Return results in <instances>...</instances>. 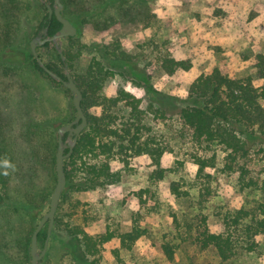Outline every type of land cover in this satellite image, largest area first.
Returning a JSON list of instances; mask_svg holds the SVG:
<instances>
[{
  "label": "rangeland",
  "instance_id": "1",
  "mask_svg": "<svg viewBox=\"0 0 264 264\" xmlns=\"http://www.w3.org/2000/svg\"><path fill=\"white\" fill-rule=\"evenodd\" d=\"M65 3L63 12L84 20L77 25L75 40L63 39V50L69 48L72 54V72L87 73L94 58L112 70L114 74L105 83L102 94L112 98L126 90L141 100L145 127L141 128L140 136L143 141L151 140L159 146L162 155L157 164L150 154L136 156L132 151L118 154L111 164L114 171L121 172V181L87 191L68 188L61 198L58 221L42 264H93L97 258L98 264L220 263L215 249H201L196 243L183 241L176 221L185 228L186 223H198L199 216L204 214L212 231L223 232L229 213L241 208L254 209L264 202V188H243L238 173L222 171L227 154L222 146L198 143L192 129L178 114L153 112L151 104L156 92L161 97H176L178 105L191 104V85L215 68L234 78L251 77L256 86L263 85L264 80L256 76L255 63L256 55L264 54V0H65ZM46 13L38 0H0V53L9 47L31 50L33 35ZM114 49L126 51L133 60L118 61L111 55ZM38 50L45 61L57 60L53 48L40 46ZM165 57L189 61L192 68L179 69L171 75L163 69ZM1 89L4 96H0L3 106L0 116L4 120L10 116L17 118L18 129L12 133L16 138L10 143L17 157L7 190L10 199L0 203V264H32V236L50 209L57 184L53 155L56 158L58 149L54 151V145L53 149L50 145L52 129L74 120L77 112L73 97L65 88L55 87L30 67L0 66ZM6 90L8 99L4 101ZM90 112L101 115L103 109L92 108ZM111 112L117 117L116 126L122 127L130 118L131 108L120 102ZM28 120L43 127L32 136V142L22 136ZM41 144H46L44 149ZM38 149L42 151L41 157L31 163H35L37 171L26 155ZM211 157L212 166L206 173L211 174L208 179L213 197L201 206L197 159ZM243 163L252 179L264 182L263 146H255ZM175 182L189 190L191 196L176 197L171 190ZM18 204L30 206L31 212L17 211ZM74 228H81L91 236L109 229L114 237L104 245L100 256L76 258L72 250L77 243L70 231ZM134 229L141 236L131 248H126L119 235ZM165 241L178 246L175 262L164 254ZM256 241L257 251L241 248L226 264H264V235L257 236ZM45 244L46 240L41 238L40 249Z\"/></svg>",
  "mask_w": 264,
  "mask_h": 264
},
{
  "label": "trees",
  "instance_id": "2",
  "mask_svg": "<svg viewBox=\"0 0 264 264\" xmlns=\"http://www.w3.org/2000/svg\"><path fill=\"white\" fill-rule=\"evenodd\" d=\"M38 1L41 2V0ZM62 2L66 8L65 0H62ZM42 6L47 13L33 37H36L44 27L49 28V36H53L62 28V23L55 15L52 19L49 18L48 7L43 3ZM63 14L76 26L84 23V20L79 16H68L65 12ZM75 39L76 37L67 38L68 41ZM42 47L50 48V43L48 42ZM53 51L57 56L55 62L43 60L50 69L65 79V65L66 63L69 64L72 76L83 92L82 105L89 119V126L79 137L73 156L65 162L68 182L62 197L65 196L68 188L87 191L103 188L121 181V172L114 171L111 164L118 154H128L129 151H132L136 156L150 154L155 162L159 164L162 155L159 146L153 145L151 140L143 141L140 136L141 128L145 127V124L142 123L145 113L140 107L141 100L126 90H121L117 97L104 96L102 91L105 83L114 73L112 70L107 69L99 59L94 58L92 60L87 73L76 75L72 72V54L69 48L63 50L66 57L65 61L56 47H53ZM111 55L122 62L133 60V56L119 49L112 50ZM19 56H22V58ZM40 56L42 57L41 54ZM1 64L4 68H7L8 64L9 66L30 67L50 80L55 87L65 88L73 97L69 89L54 80L40 66L32 50L28 47L26 50L17 49L16 47L4 49L0 53V66H2ZM191 68L192 64L189 61H180L173 57H165L163 60V69L171 75L179 69L187 71ZM255 68L257 78L264 80V54L256 55ZM3 94L4 90L1 89L0 96H4ZM5 98H7V90L3 99L7 101L8 98L6 100ZM189 100L191 104L181 106L178 105L176 97L170 95L161 97L156 92L151 110L162 114H178L184 124L192 129L194 139L198 143H204L207 147L218 145L225 149L227 154L225 157L226 163L222 169L223 172L238 173L239 182L243 188H264V182L261 183L252 179L249 168L243 163L255 146L264 147V84L256 86L251 77L234 78L225 74L220 68H215L211 73L202 74L193 82L189 91ZM0 102L2 101L0 100ZM120 102H125L131 108V113L128 121L123 123L122 127H117V117L113 115L111 110L117 107ZM97 107L103 109L101 115L90 112L92 108ZM74 110L77 112L75 107ZM2 113L3 106L0 105V115ZM71 121L73 119L69 120L67 124ZM17 122L15 117L10 116L4 120L0 116V189L2 190L0 203L10 199L7 190L13 180L17 163L16 152L10 143L16 138L12 133L18 129ZM44 126L47 127V124H44ZM39 129H43V127L41 125L37 126L28 120L24 123L22 136L28 139L26 141L32 142V136ZM58 130L56 128L52 129V143L50 145L52 149L54 145V151L58 149L59 145ZM46 132L48 133V130ZM45 145L41 144L43 149ZM37 148L40 149L39 145ZM39 149L26 155L29 164L37 171L38 168L33 167L35 163H31L36 158L41 157L42 151ZM54 156L55 153L53 158L56 166L57 156L56 158ZM212 160V157L211 159H197L199 165L197 178L201 179L199 185V204L201 206H205L213 197V188L210 179H208V177L211 178V174L206 173L207 168L212 166ZM204 180L208 182H204ZM171 190L178 198L191 196L190 191L182 189L181 184L177 182L172 183ZM16 209L17 211L21 209L27 213L31 212L30 206L27 205L18 204ZM19 215L23 216L22 214ZM56 221H58V218ZM197 221L198 223L195 224L186 223L185 228L182 223L176 221L181 239L196 243L201 249H215L220 259L218 264H226L237 255L241 248L249 252L257 251L259 244L256 237L264 235V202L259 203L254 209L241 208L234 213H229L225 218L226 225L223 232H214L210 229L207 215L201 214ZM47 231L48 225L39 234V241L41 238L47 239ZM70 231L77 243L72 253L76 258L81 256L83 259H86L87 256L93 258L100 256L104 245L114 237L109 229L98 236H91L81 228L70 229ZM140 236L141 233L138 229H134L132 232L119 235V238L123 246L131 248V244ZM162 248L166 258L170 262H175L178 246L171 241H165ZM115 254L119 256L118 251H115ZM98 260V258L94 259L93 264H98Z\"/></svg>",
  "mask_w": 264,
  "mask_h": 264
},
{
  "label": "water",
  "instance_id": "3",
  "mask_svg": "<svg viewBox=\"0 0 264 264\" xmlns=\"http://www.w3.org/2000/svg\"><path fill=\"white\" fill-rule=\"evenodd\" d=\"M44 3L45 0H42ZM49 18L52 19L55 15L57 19L62 23V28L53 36L43 38L42 36H36L32 39L30 46L34 57L39 62L40 66L57 82H60L69 89L73 96L74 107L77 111V117L70 123L63 125L58 130L59 145L56 158V170H57V184L51 197L50 209L41 219L36 230L33 233L31 240V256L32 264H42V260L47 252L49 239L51 237L55 222L56 215L60 206V201L67 187V173L65 162L67 159L73 156L76 145L78 143L81 134L88 128L89 119L83 108L84 95L76 81L74 80L72 73L69 68V64L65 65V76L66 79L60 76L57 72L50 69L43 58L39 54V47L43 46L47 42L53 44L62 59L65 61L66 57L63 53V39L68 37H75L78 34V27L63 14L64 4L62 0H53V5L48 4ZM48 31V28L46 29ZM68 134L69 138L66 141L65 135ZM48 225L46 244L43 249L39 247V234Z\"/></svg>",
  "mask_w": 264,
  "mask_h": 264
},
{
  "label": "flooded vegetation",
  "instance_id": "4",
  "mask_svg": "<svg viewBox=\"0 0 264 264\" xmlns=\"http://www.w3.org/2000/svg\"><path fill=\"white\" fill-rule=\"evenodd\" d=\"M41 2H42V0H41ZM43 3V2H42ZM43 4H45L47 7H48V4H52L53 5V0H45V2L43 3ZM49 10V9H48ZM48 27H44L39 33H38V35L37 36H42L43 38H46V37H48L49 35H48V31L46 30ZM49 29V28H48ZM48 43V42H47ZM50 43V42H49ZM45 45V44H44ZM53 47H55L53 44L51 45V43H50V48H53ZM65 71V70H64ZM65 73V72H64ZM66 136V139H65V137H64V139L67 141L68 140V138H69V135L68 134H66L65 135Z\"/></svg>",
  "mask_w": 264,
  "mask_h": 264
}]
</instances>
